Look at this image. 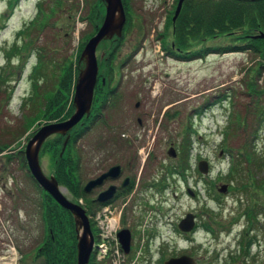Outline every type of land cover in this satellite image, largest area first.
<instances>
[{"label": "rangeland", "instance_id": "obj_1", "mask_svg": "<svg viewBox=\"0 0 264 264\" xmlns=\"http://www.w3.org/2000/svg\"><path fill=\"white\" fill-rule=\"evenodd\" d=\"M10 1L0 0V148L11 145L15 150L11 154L0 152V264H44L43 258L36 255L43 240V194L29 177L23 157L31 137L42 126L55 121L41 118L26 126V117L34 115L37 105L46 102L42 87L38 89L39 100L34 98L37 104L30 98L27 100L32 94L30 74L39 61L37 47H44L47 55L44 60L77 58L83 35L91 31L86 16L88 4L93 0H62L61 9L56 6V12L51 9L56 0H19L13 9ZM177 2L130 0L123 39L109 62L116 69L108 77V83L117 84L114 91L122 101V112H117L119 108L112 110L114 120L109 121V128L98 123L76 145L83 154L81 182L94 177L99 163L113 147L112 136H105L103 148H98L102 132L110 130L126 132L122 140L117 138L120 142L117 146H126V152L138 157L142 164L140 170L145 165L146 175L151 174L152 181L160 182L167 177L168 186L163 189L146 187L138 192L147 201L131 257L122 251L118 241L116 233L120 224H116L109 241L99 234L98 224L89 216L95 256L102 252L99 245L105 241L108 251L112 250L116 258L97 259L107 260L104 264H163L171 255H190L197 264H264V209L258 208L254 219L244 214L247 209L264 206L263 189H252L253 181L249 180L254 174L261 183L264 181V123L260 135L247 150L256 155L255 159L249 164L244 160L241 166L245 168L233 181L229 180L230 169L244 156L238 149L246 150V135L226 134L235 112H243L246 105L257 99L247 85V75L250 68L255 71L259 67L263 57L253 51L217 52L193 59L168 57L162 46L165 39L170 42L174 39L173 25L168 21ZM40 4L50 15L43 20V28L32 30L36 39L33 48L29 50V46L20 56L9 58L7 52L13 45L25 43L19 33L28 31L31 23L40 17ZM261 31L264 32L257 30L252 36ZM108 40H103L97 49L99 63L102 55L105 56ZM222 42L221 39L208 41L211 45ZM82 66L85 69L84 61ZM259 82L264 87V72ZM262 99L264 103V93ZM137 102L141 103L139 108ZM188 130L192 149L190 169L184 176L176 171L174 174L172 168L178 170L176 167L184 156L181 142ZM59 135L62 134H52L46 141ZM171 147L176 149V156L169 154ZM40 159L44 173L51 176L54 164L51 154H42ZM201 160L209 162L207 175L199 171ZM240 183H245L246 189L238 187ZM223 184L228 185L225 193L217 190ZM64 187V194L76 202ZM188 188L195 196L190 195ZM189 212L196 215L197 228L187 235L177 233L174 228ZM153 216L162 223L161 238L146 245ZM206 224L212 229L205 228ZM166 235H171V240L167 241ZM249 238L253 243L245 253L242 242Z\"/></svg>", "mask_w": 264, "mask_h": 264}, {"label": "trees", "instance_id": "obj_2", "mask_svg": "<svg viewBox=\"0 0 264 264\" xmlns=\"http://www.w3.org/2000/svg\"><path fill=\"white\" fill-rule=\"evenodd\" d=\"M178 0H176L177 2ZM19 0H11L10 8L13 9L14 4H18ZM62 0H56L54 7H51L53 12H56V6L61 9ZM127 12L130 14V0H123ZM61 4V5H60ZM74 4V3H73ZM88 4V3H87ZM89 5V12L86 16L91 31L84 34L81 47L77 54V58L68 57L66 59H55L49 57L44 60L46 55L42 47H37L39 61L34 64L30 74L32 84V94L27 97L30 98L34 104H37L40 98L39 87L43 88V99L46 100L42 105H37L38 111L27 118L26 126H30L35 120L44 119L45 121H61L68 119L75 110L73 103L74 88L78 78L79 70L83 67L80 60L81 51L87 41L97 32L105 15V2L103 0H93ZM174 10L176 5L173 6ZM41 15L37 22L31 23L28 31L19 33L24 38V44L13 45L7 53L9 58L15 55H21L23 49L29 50L33 48L36 39L34 38L37 28H43V20L49 15L42 7ZM175 14V11L172 12ZM173 14L169 17V23L172 24L176 31L174 39L170 42L165 39L164 50H174V56L177 59H193L196 57H205L212 52L218 54H225L230 52H246L253 51L256 55L262 56L259 62V67L254 71V68L248 70V82L250 92L257 96L256 101L250 105H246L243 112H235L231 117V123L226 129V134L234 135L244 133L246 136V150L244 148L238 149L240 154L244 156L239 157L237 162H234L229 173V180L233 181L239 177V173L243 171V161L248 164L252 163L255 159L253 152H248V148L260 135L262 125L264 123V103L262 102V94L264 93L263 84H260L261 75L264 72V38H254V32L257 30H264V0H185L183 7L180 11L176 21L173 22ZM42 16V17H41ZM129 21V19H128ZM36 29V30H37ZM30 34L33 36L30 37ZM69 34V33H68ZM165 36V35H164ZM70 38V36H67ZM123 36L108 40V48L106 49L105 56L100 63V69L105 71L106 83L99 79L100 87L99 93L95 97L94 106L89 116H85L80 123H78L71 131V137L68 141L65 151L62 153L63 143L65 136L59 135L55 139L47 140L42 147V154H51L53 160V174L58 179L61 185H64L74 195L78 196L81 184V164L83 154L77 148V142L81 140L89 130L102 123L109 128V121H113V109L119 101L115 89L109 85L111 74L116 69L111 63L112 57L115 56L116 48L122 41ZM164 39V38H163ZM222 40V43H215L213 45H206L204 42L209 40ZM176 44V49L173 48L172 43ZM212 44V43H211ZM179 48V50H177ZM57 51H55L56 53ZM47 56V55H46ZM76 60V61H75ZM51 71L49 74L48 71ZM6 82V81H5ZM261 87V88H260ZM36 98V99H34ZM27 101L25 100L24 104ZM27 105V104H26ZM35 107V106H33ZM184 150V156L179 161L176 168L184 175L190 169V155L192 144L190 140L189 130L185 135L184 140L181 142ZM7 145L0 148V152L7 149ZM253 148V145H252ZM244 150V151H243ZM255 152V151H254ZM24 166L28 169V175L34 180L27 164L26 157H23ZM242 165V166H241ZM173 172L177 171L174 168ZM170 171V170H168ZM172 172V170H171ZM252 174V173H251ZM184 175V176H185ZM250 181H253L252 189L260 187L264 191V181L261 183L260 179H256L254 174L250 175ZM35 182V180H34ZM162 182V181H161ZM160 182V188L165 187L166 178ZM36 183V182H35ZM37 184V183H36ZM38 185V184H37ZM246 189L245 183H240V186ZM237 187V188H238ZM40 188V187H39ZM242 188V189H243ZM43 194L42 200V219H43V240L37 247V257H42L44 264H77V231L75 219L72 213L62 207L50 194L40 188ZM259 191H257L258 193ZM256 193V192H255ZM261 193V191H260ZM263 204L256 208L247 209L245 215L249 218H256L257 213L263 210ZM259 208V209H258ZM205 228L211 230L209 224ZM253 239L249 238L242 242L244 252H248ZM109 260V259H108ZM106 261H98L93 253L89 264H104Z\"/></svg>", "mask_w": 264, "mask_h": 264}, {"label": "water", "instance_id": "obj_3", "mask_svg": "<svg viewBox=\"0 0 264 264\" xmlns=\"http://www.w3.org/2000/svg\"><path fill=\"white\" fill-rule=\"evenodd\" d=\"M106 3V14L104 20L95 35H93L86 43L82 53L81 61L86 63V67L81 68L79 73L74 94L75 111L70 118L63 121H55L45 124L41 129L28 141L25 154L28 168L34 177L37 184L49 193L62 207L68 209L74 219L77 231V264H89L94 251L95 237L91 228V223L86 210L78 202L70 200L65 194V187L62 186L56 176L52 174L47 176L42 168L40 152L46 139L55 133H60L66 136L63 143L62 153L65 151L68 141L71 137L70 131L83 119L91 113L94 101L95 86L98 80L100 63L97 58V49L100 43L105 39H112L114 36L121 37L124 26L127 20V14L123 0H103ZM185 0H179L176 8L173 21H176ZM255 1V0H250ZM255 38H264V32L254 36ZM104 56V54H103ZM139 104V103H138ZM169 154L177 155L174 147H171ZM209 162L201 160L199 169L207 174L209 172ZM111 168L107 173L101 176L98 180L92 179L88 182L86 189L90 190L98 181L111 173ZM228 185H221L220 192H227ZM195 195L194 192H191ZM196 225L195 214L187 213L185 218H182L178 224V228L183 232H191ZM120 241L125 253L130 251L131 234L128 230L119 232ZM164 264H196V260L190 255H181L171 257Z\"/></svg>", "mask_w": 264, "mask_h": 264}, {"label": "flooded vegetation", "instance_id": "obj_4", "mask_svg": "<svg viewBox=\"0 0 264 264\" xmlns=\"http://www.w3.org/2000/svg\"><path fill=\"white\" fill-rule=\"evenodd\" d=\"M175 31L176 29L173 26L172 33L174 34ZM204 43L206 45H211L208 43V41ZM172 46L173 48L176 49V44L174 42L172 43ZM177 50H179V48H177ZM165 52L168 55V57L176 58L174 56V50L171 51L169 49L166 50ZM214 53L217 52H212L211 54ZM99 74H100V79L104 78L105 73L102 72L101 69L99 70ZM116 85L117 84L112 86V88H114L115 90L117 89L115 87ZM99 89L100 87L96 89L95 97L97 95L99 96L102 95L101 93H99ZM140 104H141L140 102H137L136 104L137 108L140 107ZM118 108L119 110L117 112H122V101H119L116 105H114L113 111L115 112V110ZM127 119H130L129 114H127ZM139 121L143 122L142 119H139ZM125 135L126 132L123 130L103 131L99 139L98 148H103L102 144L105 141L104 140L105 136H112L111 139L114 142L113 147H111L110 151L105 155L106 159L102 160L101 163L98 162L100 166L95 171L94 177L90 178L85 182L84 181L81 182L79 191H77L78 194L77 197L74 196L69 190L68 191L69 194L71 195V198L73 200H76V202L82 205V207L86 210L88 216L95 218L105 215L106 213L112 214V216H114L118 220V225L120 224L121 227L116 233L119 240L120 237L118 234L120 231L128 230L130 232L131 240H130V251L128 255L131 257L132 252L135 250L138 241L137 239H139L138 237L140 235L139 231L143 224V217H144L143 213L145 212L144 207L146 206L145 202L147 201V198L145 200L144 197L140 196L139 194L140 190H142V188L146 189V187L160 188V182L164 180V177L162 176L163 178L159 180L160 182L152 181L151 179L153 178H151V174H148L150 175V177L146 175L145 165L142 167V170H140L142 164L139 161V158L132 157L128 152H126L127 151L126 146H123L122 144L120 146H117L118 144H120L118 139L122 140L123 137H125ZM14 150L15 149L12 148V146L10 145L8 146L7 149L2 151V153L11 154L10 152H14ZM107 159H110L111 162H106ZM117 166H119V169L116 168L112 170L110 174H108L100 181H98L90 190L86 189V186L90 180L92 179L98 180L101 176H103L105 173L111 170V168ZM80 173L82 177L83 173L81 170ZM151 219H152L151 220L152 229L149 233H147L149 238H147V241L145 243L146 245L152 244V241L156 240L158 237L161 238L160 227L162 226V223H160L157 216H153ZM174 229L178 233L179 231L178 228H174ZM171 238H172L171 235L170 236L166 235L167 241L171 240ZM170 257H174V256L171 255Z\"/></svg>", "mask_w": 264, "mask_h": 264}, {"label": "built area", "instance_id": "obj_5", "mask_svg": "<svg viewBox=\"0 0 264 264\" xmlns=\"http://www.w3.org/2000/svg\"><path fill=\"white\" fill-rule=\"evenodd\" d=\"M118 223L117 219L112 216L110 213H106L100 218V226L102 228L101 235L105 237V239H109L112 237V234L115 230V226ZM109 237V238H108ZM107 243L104 241L102 245H99L101 247L102 252L100 251L99 257L103 258L108 254V249H107Z\"/></svg>", "mask_w": 264, "mask_h": 264}]
</instances>
